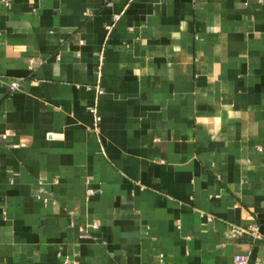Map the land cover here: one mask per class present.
I'll return each instance as SVG.
<instances>
[{
  "label": "crops",
  "instance_id": "crops-1",
  "mask_svg": "<svg viewBox=\"0 0 264 264\" xmlns=\"http://www.w3.org/2000/svg\"><path fill=\"white\" fill-rule=\"evenodd\" d=\"M235 252L264 264V0H0V264Z\"/></svg>",
  "mask_w": 264,
  "mask_h": 264
},
{
  "label": "built area",
  "instance_id": "built-area-1",
  "mask_svg": "<svg viewBox=\"0 0 264 264\" xmlns=\"http://www.w3.org/2000/svg\"><path fill=\"white\" fill-rule=\"evenodd\" d=\"M108 27V25H106ZM34 62V59L32 57L27 58V67L30 68ZM10 87L15 88L17 86V81L16 80H11L10 81ZM97 116L95 115V119ZM85 192L87 194H90L93 192V188L91 187H86ZM48 197L42 196V200H47ZM229 231L231 234H240V233H249L253 237H258V232L256 231V227L254 224H249L247 226H241L238 224L230 223L229 224ZM247 256L245 253L242 252H235L231 256V261L230 264H246Z\"/></svg>",
  "mask_w": 264,
  "mask_h": 264
}]
</instances>
